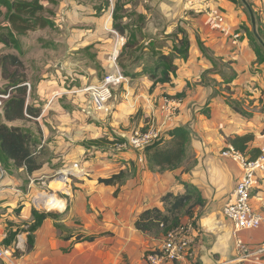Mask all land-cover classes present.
Instances as JSON below:
<instances>
[{"label": "crops", "instance_id": "1", "mask_svg": "<svg viewBox=\"0 0 264 264\" xmlns=\"http://www.w3.org/2000/svg\"><path fill=\"white\" fill-rule=\"evenodd\" d=\"M37 1L52 26L18 37L17 50L0 44V51L17 57L22 65L21 57L29 45L37 47L36 51L43 56L39 77L32 84L28 98L30 105L41 109L39 117L32 122L15 121L7 126L32 131L30 127H35L41 157L48 156L42 160L41 169L31 175L21 168H14L11 175L0 170V245L3 246L7 234L19 231L8 247L11 256L0 259V264H147L146 256L159 247L163 235L154 238L152 234L141 233L134 228L133 221L145 210L163 211L161 198L168 192L183 194L182 183L194 186L205 202L203 207H195L189 216L181 218L182 222L192 220L197 229L191 264H234L231 227L222 216V208L242 171L237 163L220 154L231 147L229 139L245 135L253 136L247 145L246 158L254 149L264 147V61L257 60L244 28L249 17L242 10L244 5L240 0H142L143 4L133 12L143 23L137 25L126 17L119 19L117 23L126 28L122 37L133 42L129 50L135 49L139 41L143 44L139 60L148 54L173 55V46L181 34L167 40L166 25L183 31L189 47L185 58L174 57L176 71L167 85H153L144 72L150 69L140 61L134 64V71L125 77L122 94L111 103L114 115L108 119L94 111L71 75L83 72L82 68L77 69L75 56L89 47L100 54L95 66L105 68L102 56H106L107 50L111 56L116 46V39H110V34L118 1L113 0L111 5L101 0ZM53 3L56 6H51ZM250 4L256 31L261 28L264 32V1L253 0ZM121 6L125 10L129 8ZM207 6L223 14L226 34L205 24ZM0 12L4 17L6 9L0 7ZM162 24L165 26L160 30ZM0 26L7 24L3 20ZM158 40H165L167 47H150ZM199 43L209 56L220 61L216 69L202 54ZM86 69L91 73L96 70ZM207 72L212 74L200 84ZM231 73L233 78L229 76ZM26 79L29 83L27 76ZM163 97L171 98L178 106L177 116L168 125H164L159 110ZM138 110H141L138 126L148 119V128L152 125L158 129L165 140L166 133L173 128L183 127L190 132L186 156L179 169L152 172L143 159L140 161L143 153L126 146V139L136 127L131 119ZM113 135L121 136L124 143L102 150L94 148L95 151L87 145L103 137L111 139ZM58 162L68 169L51 168ZM63 172L68 173L64 208L51 213L41 223L34 232L33 247L27 251V229L33 223L31 211L37 210L26 204L29 201L26 197L35 186L34 179L45 180ZM120 172L125 176L119 183L98 182ZM251 205L262 223L259 229L241 236L251 247H259L264 245V174L259 176L251 193ZM55 225L69 234L98 236L91 242L64 240L66 232L60 235Z\"/></svg>", "mask_w": 264, "mask_h": 264}, {"label": "trees", "instance_id": "2", "mask_svg": "<svg viewBox=\"0 0 264 264\" xmlns=\"http://www.w3.org/2000/svg\"><path fill=\"white\" fill-rule=\"evenodd\" d=\"M250 1L253 0H247V3L251 8ZM0 7L6 9L4 22L7 24V26H0V44L7 48L17 50L18 37L24 36L31 31L52 26L50 20L45 17V9L37 0L31 2L0 0ZM117 8L118 5L116 4L112 16L113 30L123 36L126 28L117 23L120 19L116 15ZM177 29V34H181V38L177 40V43L173 46V55H164L162 53L154 55L153 57H156V59L153 68L147 72L144 71L149 79L153 81V85L157 83L161 85L170 84L171 78L176 71V67L173 64L174 57L177 55L185 58L187 55L189 47L188 41L183 31L179 28ZM261 32L263 31L258 29L257 35L264 43V37ZM251 35V47L253 48L257 60L263 62L264 47L258 43L252 33ZM132 44L133 42L127 41L123 50L126 48L128 49ZM199 48L202 54L212 63L213 68L216 69L220 61L209 56L200 43ZM120 57L121 55H119V58ZM119 66L123 69L120 64ZM10 68H14V70L11 72ZM21 69H23V65L17 57L13 55L0 57V74L3 80L6 81L4 88H0V92L9 91L11 93L10 99L5 102L0 112V170L9 172L8 174H10L12 169L21 168L27 175H31L40 170L43 164L40 160L41 151L37 150L40 145L39 137L28 128L7 126V123L15 121H21L23 123L32 122L39 117L41 113L40 108L34 107V105L28 103V98L31 97L32 90L30 88L28 92V88L25 85L28 83L26 75L21 72ZM209 74L212 73H205L199 83H204V78ZM123 76L128 77V75ZM229 76L233 78L234 73H231ZM235 111L238 112L236 109ZM37 134H39L38 131ZM166 135L168 136L167 140L161 137L144 148L143 160L146 168L152 172L163 173L177 170L180 168L186 156L187 146L190 142V132L183 127H177L168 131ZM252 140V135H245L229 139L227 142L234 151L244 156L246 154L247 145ZM118 142L120 144L124 143L122 139H119ZM111 144L113 143L110 142L107 137H103L95 141H90L87 145H89V147H105ZM250 153L249 159H255L260 155V150L254 149ZM124 176V173L120 172L109 179H99L98 182L105 185H114L121 182ZM182 186L184 188L183 194L168 192L161 198L163 211L150 209L140 213L133 221L134 228L141 233L154 234L155 236L164 235L168 230L184 223L181 219L182 216H189L193 208L204 206L205 202L194 186L183 183ZM50 214L51 213L38 212L35 210L31 211L33 223L27 229V251L31 250L33 247L34 232ZM55 228L60 235L62 232H66L63 227L59 225H55ZM17 232L19 231L7 234V237L2 242L5 248L12 245ZM97 236V234H69L66 232L64 240L74 238L76 243L91 242Z\"/></svg>", "mask_w": 264, "mask_h": 264}, {"label": "built area", "instance_id": "3", "mask_svg": "<svg viewBox=\"0 0 264 264\" xmlns=\"http://www.w3.org/2000/svg\"><path fill=\"white\" fill-rule=\"evenodd\" d=\"M205 24L212 30L222 34L227 33L225 18L220 10L216 8L206 9ZM236 38V37H235ZM124 81L122 73L115 68L107 73L100 81L89 84L80 89L85 94L90 105L96 112L105 116L110 112L109 101L113 97V91ZM29 92V84H25ZM11 97V93L0 92V112L4 104ZM177 103L168 97L162 98L159 108L163 115L164 125L172 122L177 113ZM158 129L150 125L146 130H133L126 139V146L132 150L143 153L144 148L161 138ZM41 146L37 148L40 150ZM222 157L237 163L241 168V176L237 180L233 191L222 208V216L230 224V235L234 245V264H264V245L251 247L242 238V233L254 231L260 228L262 218L251 205V193L255 188L258 178L264 174V147L260 149V155L255 159H249L234 151L231 147L223 150ZM142 157L140 161H142ZM57 179L64 187L67 185L68 173H58ZM46 183L41 181L40 188L46 187ZM49 188V187H48ZM53 192V191H52ZM45 193V192H43ZM56 196V195H55ZM37 196L29 200L33 207L40 209L43 206L35 201ZM57 210V208H54ZM197 238V229L192 221H187L168 230L162 237V242L156 249L150 251L146 256L147 264L184 263L191 264L194 259L193 246ZM1 241V240H0ZM11 250L0 245V259L10 257Z\"/></svg>", "mask_w": 264, "mask_h": 264}, {"label": "rangeland", "instance_id": "4", "mask_svg": "<svg viewBox=\"0 0 264 264\" xmlns=\"http://www.w3.org/2000/svg\"><path fill=\"white\" fill-rule=\"evenodd\" d=\"M49 1H51V0H49ZM52 1L53 2H56L58 0H52ZM101 1L104 4L107 2L108 3L107 5H109V4L111 5V3H112L113 0H101ZM116 1H118V3H117L118 8L116 9V15H117V17H119L120 19L122 17H126V19L131 20L133 23H135L137 25L143 23L142 22V18L139 15H136L133 12L135 7H138L140 4H143V1L142 0H116ZM121 4L122 5H128L129 8L127 10H125V9L122 8ZM237 4L239 5V3H237ZM51 6H56V4L53 3ZM239 7H241V6H239ZM49 8L50 9H53V8H56V7H49ZM242 10L245 13L247 12L246 9H243L242 8ZM152 16H154V13L153 12H152ZM3 20H4L3 15H0V23ZM246 24H247V26L244 27V28H245L246 32L248 33L249 37H251L250 39L252 40V35H251V33H252V27H251V23L249 21V17H247ZM164 26L165 25L162 24V27H159V29L161 30ZM259 30L262 31L261 28H259ZM112 31H113V33L110 34V39L111 38H114V39L117 40L118 39V37L116 36V34H117L119 36V38L122 39V42H121V46L118 49V54H117L114 62H112V60H111V58L113 56L112 51H111V56H110V53H109L108 50L106 51V56L105 57H104V55L102 56L103 57L102 61L104 60V62H102L104 64V67H105L104 69H101L99 66L98 67L95 66V63H97V58L96 57L97 56L100 57V54L97 55L96 54L97 52L92 47L86 48L79 55L75 56V61L78 63V66H79V68H77V69H81L82 68L81 71H83V72L73 73L71 75V78L74 79V80H76L75 81L76 83L78 81V84L75 83L76 85L75 84L74 85L79 90L81 88H83L84 86H86V85L97 83L107 73L115 70V68L118 69L122 73V75H127L128 73L133 72L134 71V64H136L137 62L139 63V61H140V63H143V65L147 66L148 69H152L153 68L156 57H152V56H150L148 54L146 56H142V58L139 60V55L142 54V49H143V44H141V45L139 44L140 41L137 42V44L135 45V47H136L135 49L129 50V49L132 48V46L128 47V50H123V52L121 54V57L118 58L119 54L121 53V49H122L123 45L126 43V39H124L121 35H119L113 29H112ZM164 31H166V32L168 31L164 35L165 38H168L167 40H173L175 37H180L177 34L178 33L177 27H175V28L174 27L169 28V26L166 25ZM114 32L116 34H114ZM261 34L264 37V32H261ZM147 41L148 40H145L144 43H147ZM165 42H166L165 40H158V41H155L152 44H150V47H152V48L159 47V49H163V47L164 48L167 47V44ZM42 43L45 44L44 41ZM42 43L39 42V45L42 46ZM45 46H47V45L45 44ZM36 48L37 47H35V46L32 47L31 45H29V48L27 50H25L24 55H22V57H21L22 60H23L24 65H25V66L23 65V69H21V72L24 73L28 77V79L30 80L29 81L30 84L28 83L29 84V90H30V88L32 90V88H33V85L32 84L35 85V82H37V79H38L39 74H40L39 71H40L41 65H42V63L44 61L43 60V56H41V54H39V52L36 51ZM257 48H258V46H257ZM5 55H10V54L9 53H6L5 50L0 51V57H3ZM105 58H106V61L109 60L108 63L105 62ZM119 64L122 66L123 69L120 68ZM107 65H108L109 68L107 67ZM87 67H95L96 70L93 73H91L90 71H87V69H86ZM13 70H14V68H10V71L11 72ZM77 75H81L82 77H84L86 79L85 80L83 78H80L79 79V77H77ZM94 79H95V81H94V83H92ZM3 81H4L3 80V77L0 74V85H1L0 88L1 89H3L4 86L6 85V82L4 83ZM125 84H126V78L124 77V81L117 88H115L114 91H113V97L109 101V107H110L111 110L108 113V115L105 116L103 113H99L98 112L99 114L102 115V117H106V118L110 119L114 115L113 114L114 109L111 107V103H114L115 102V97L116 96H120V94H122V92H123V86ZM138 89L140 90V88H138ZM32 91H31V93H32ZM140 115H141V110H138L137 112H135V114L133 115V117L131 119V122H133V124H135V126H136L134 128V130H145L146 128H148V123H149V120L148 119L144 120V122L142 121V126L141 127L138 126V117ZM175 116H177V115H175ZM173 120H174V118H173ZM92 122L95 123L94 121H92ZM30 128L33 129L32 132L37 135V129L35 127H30ZM131 131H133V130H131ZM119 139H122L123 140V138H121V136H115V135H113V137H111V139H108L113 144L106 145L105 147H93V151H95V149L102 150V149L112 148V146H114V145L118 146V145H120V143L118 142ZM164 139H165V137H164ZM47 156L48 155L45 154L43 157L40 158V160L42 161V160L47 159ZM55 167L60 168L61 171H63V170L65 171V170L68 169V167H65V164H61V162H58L54 166H51V168H55ZM5 173L7 175H11L12 172H10V174H8L9 172H5ZM56 179H57V175H54V176L53 175H50L45 180H41L40 178L34 179L35 180L34 181L35 186H34V188H32L33 190L30 188L29 193H28V195H27L26 198H28L29 200H31L33 197L37 196V198L35 199V201L37 203L42 204L43 208L37 209V208L33 207L32 203L30 201H27L26 204H28L29 206H31L33 209H36L37 211L44 212V213H53V212L62 210L64 207L63 208L62 207L59 208L57 205H54V204H51L52 206L51 205L48 206L46 203L43 204L46 200H48V198L49 199L54 198V199L62 200L61 202H62V204H64V200H63L64 198L63 197L65 195V192H67L66 187H64V185H63L61 189L56 190V191L50 189L51 186H53L50 183L53 182ZM41 181H44L47 186L46 187H43V188H40ZM25 191H26V189L24 190V192ZM43 192H45V194ZM51 194L56 195V197L54 195H51ZM41 197L42 198L45 197L46 199H44V200L42 199V201H41ZM54 208H57V210H54ZM193 209L195 210V208H193ZM190 219H192V218H190ZM152 236L154 238H156V236L154 234H152Z\"/></svg>", "mask_w": 264, "mask_h": 264}, {"label": "bare ground", "instance_id": "5", "mask_svg": "<svg viewBox=\"0 0 264 264\" xmlns=\"http://www.w3.org/2000/svg\"><path fill=\"white\" fill-rule=\"evenodd\" d=\"M121 42H122V39H120V38H118L116 41H115V44H116V46H115V49L113 50V52H112V54H113V56H112V58H111V60H112V62H114V60H115V57H116V55H117V53H118V49H119V47H120V45H121ZM114 71V70H113ZM50 184H52L53 186H51V190H54V191H56V190H59V189H61L62 188V186H63V184H62V182L61 181H59V180H54L53 182H51ZM45 194V193H44ZM51 195H54V194H51ZM55 196V195H54ZM46 197V196H45ZM42 198L41 197V201H42V199L44 200V199H46V198ZM56 197V196H55ZM37 198V197H36ZM38 201V200H37ZM62 200H59V199H54V198H52V199H49L48 198V200H46L43 204H47L48 206L49 205H51V204H54V205H57L59 208L60 207H63L64 206V204H62V202H61ZM37 204H39V205H41L42 206V204H40V203H37ZM60 205V206H59ZM52 206V205H51Z\"/></svg>", "mask_w": 264, "mask_h": 264}, {"label": "water", "instance_id": "6", "mask_svg": "<svg viewBox=\"0 0 264 264\" xmlns=\"http://www.w3.org/2000/svg\"><path fill=\"white\" fill-rule=\"evenodd\" d=\"M241 3L244 5L245 9L248 12L249 15V19H250V23H251V27H252V34L254 35L255 39L258 41V43L264 47V43L263 41L259 38V36L257 35V31H256V21H255V17L253 14V11L251 10V8L249 7V5L247 4V2L245 0H240Z\"/></svg>", "mask_w": 264, "mask_h": 264}]
</instances>
